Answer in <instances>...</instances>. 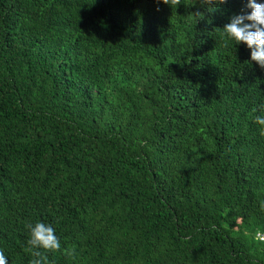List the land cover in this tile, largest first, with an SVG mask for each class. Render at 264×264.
Here are the masks:
<instances>
[{"label": "trees", "instance_id": "16d2710c", "mask_svg": "<svg viewBox=\"0 0 264 264\" xmlns=\"http://www.w3.org/2000/svg\"><path fill=\"white\" fill-rule=\"evenodd\" d=\"M181 3L0 0L8 264L37 222L48 264H264V69L223 31L250 9Z\"/></svg>", "mask_w": 264, "mask_h": 264}, {"label": "clouds", "instance_id": "9594fccd", "mask_svg": "<svg viewBox=\"0 0 264 264\" xmlns=\"http://www.w3.org/2000/svg\"><path fill=\"white\" fill-rule=\"evenodd\" d=\"M155 2L171 6L173 9L182 4L181 0H155ZM202 2L216 9L226 5L228 0H202ZM246 8L250 9V12L244 11L240 15L233 16L223 31L236 45H247L251 50V61L264 69V3L247 0ZM256 123L261 126L260 134L264 136V115L257 116ZM28 227L30 238L25 251L30 252L33 257L30 264H48V257L45 253H55L61 250L60 239L55 234V229L52 225L43 222H37L34 226L29 225ZM65 255L71 257L74 253L65 250ZM0 264H8L2 251H0Z\"/></svg>", "mask_w": 264, "mask_h": 264}, {"label": "built area", "instance_id": "2783aa9c", "mask_svg": "<svg viewBox=\"0 0 264 264\" xmlns=\"http://www.w3.org/2000/svg\"><path fill=\"white\" fill-rule=\"evenodd\" d=\"M261 241H263V238L261 237Z\"/></svg>", "mask_w": 264, "mask_h": 264}]
</instances>
